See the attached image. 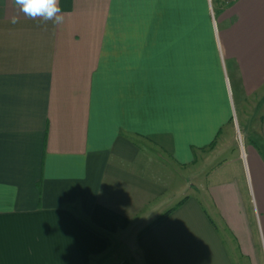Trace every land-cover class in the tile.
Instances as JSON below:
<instances>
[{
    "label": "crops",
    "instance_id": "obj_1",
    "mask_svg": "<svg viewBox=\"0 0 264 264\" xmlns=\"http://www.w3.org/2000/svg\"><path fill=\"white\" fill-rule=\"evenodd\" d=\"M224 1L59 0L57 24L0 0V264H102L112 243L120 264H235L195 196L173 202L164 165L208 160L241 104L264 101V0ZM258 116L244 178L264 224ZM213 171L243 256L246 190Z\"/></svg>",
    "mask_w": 264,
    "mask_h": 264
},
{
    "label": "rangeland",
    "instance_id": "obj_2",
    "mask_svg": "<svg viewBox=\"0 0 264 264\" xmlns=\"http://www.w3.org/2000/svg\"><path fill=\"white\" fill-rule=\"evenodd\" d=\"M211 4L213 5V2ZM234 103L236 102L234 101ZM243 107L244 115L241 117L239 113L240 111H237L236 117L238 120L236 121V117H234L232 121V127L235 128L232 133L233 137L227 133L228 136H225L223 141H215V148L210 151L208 160L205 159V153L203 156L199 153L194 162L181 167L170 162L169 157L167 156L168 161L167 163L164 162V165L167 173H169V178H171L170 191L177 187H180L181 189V193L176 195L173 202H175L181 195H189V193L194 195L199 204L207 210L208 215L213 218L215 221L214 223H217L216 226L219 229L221 237L226 242L228 251L232 257L231 259L235 264H264L263 213H260L259 207L257 208V205L253 202L254 196L250 190L249 179L244 178L247 173L245 162L248 161V159L245 158L246 147L248 148V144L253 146V143L260 147L261 144H259L257 140L254 142L252 138H248V140L245 141L243 138L244 129H242L245 125L247 129H250L251 136H255L254 132L259 134L257 128L259 121L258 114L264 111V101L261 98L258 99V102L254 103L252 100L248 101V99H246V103L241 104V108ZM236 108L238 109V106H236ZM236 124L238 126L237 128ZM238 131L240 133H238ZM260 150L261 149L257 150V152L260 153ZM240 151L241 153L238 156L237 153ZM161 156L163 157L164 154L162 153ZM224 159L225 161L223 162ZM211 169L214 170L213 173H220L219 175L223 174V171L225 170V177L231 186L239 184L241 188L243 186V189L246 190V192H243L244 197H241L244 199V212L251 227L252 233L250 238L253 240V245L249 250L250 253L245 252L243 256H241V254L238 253L239 251L236 250L237 241L232 238L230 231L228 229L225 231L222 229L223 227H220V224L218 223L220 222V219L215 213V207L212 206L209 201L207 191H205L207 184L205 174L209 172L208 175H210L212 171ZM110 248L111 251H109L110 253L102 260V264H108L110 262L112 264H120L119 262L122 258L126 257L127 247L123 244L115 245L112 243Z\"/></svg>",
    "mask_w": 264,
    "mask_h": 264
},
{
    "label": "clouds",
    "instance_id": "obj_3",
    "mask_svg": "<svg viewBox=\"0 0 264 264\" xmlns=\"http://www.w3.org/2000/svg\"><path fill=\"white\" fill-rule=\"evenodd\" d=\"M15 6L22 11L28 18L42 17L44 21L52 20L53 23H61L59 0H13ZM18 18L13 16L10 23H18Z\"/></svg>",
    "mask_w": 264,
    "mask_h": 264
},
{
    "label": "trees",
    "instance_id": "obj_4",
    "mask_svg": "<svg viewBox=\"0 0 264 264\" xmlns=\"http://www.w3.org/2000/svg\"><path fill=\"white\" fill-rule=\"evenodd\" d=\"M166 212V211H165ZM164 214V213H163ZM160 216H162V214L161 215H159V217ZM78 221H81L82 223H84L85 225H86V228L87 229H89L90 231H94L95 233H99V235H101V236H104L102 233H100V232H98L95 228H94V226L93 225H90L88 222H86L85 220H83V219H79Z\"/></svg>",
    "mask_w": 264,
    "mask_h": 264
},
{
    "label": "built area",
    "instance_id": "obj_5",
    "mask_svg": "<svg viewBox=\"0 0 264 264\" xmlns=\"http://www.w3.org/2000/svg\"><path fill=\"white\" fill-rule=\"evenodd\" d=\"M227 1V0H226Z\"/></svg>",
    "mask_w": 264,
    "mask_h": 264
}]
</instances>
